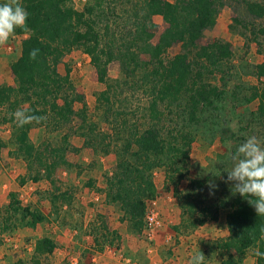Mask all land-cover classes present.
Instances as JSON below:
<instances>
[{"label":"rangeland","instance_id":"rangeland-1","mask_svg":"<svg viewBox=\"0 0 264 264\" xmlns=\"http://www.w3.org/2000/svg\"><path fill=\"white\" fill-rule=\"evenodd\" d=\"M137 1H101L103 13H98L101 21L97 27L104 34L107 24L117 45L131 38L130 17ZM70 2L80 11L95 0ZM234 18L245 24L234 22ZM152 22L156 25L152 43L156 44L168 25L158 15L152 17ZM231 24L236 27L234 32L229 29ZM263 24V20H254L226 5L215 25L205 30L198 41V45L221 41L232 46V57L207 76L223 94L212 106L203 108L194 123L187 121L181 105L159 107L164 115L158 128L166 140L185 132L192 138L188 172L174 185L166 180L165 165L154 170L156 197L146 202L147 212L139 232L132 230L119 206L107 200L104 190L105 178L112 174L128 135L149 123L147 97L140 88L141 73L126 80L119 62L113 61L106 78L100 80L89 56L80 49L63 57L59 73L64 75L65 68H70V79L84 96L87 115L83 125L76 117L69 123L57 124L50 116L44 124L29 130V139L36 148L55 149L46 154L48 162H56L50 180L44 178L36 163H27L18 152L13 126L2 121L6 111L0 109V264H188L199 251L206 258L205 264H218L225 258L228 252L221 243L229 238L226 216L231 209L221 204L230 202L236 194L225 182L227 171L233 167L230 154L251 136L264 141V115L257 109L258 101L251 99L261 80L255 75V66L264 63V36L255 31ZM25 37L14 33L0 44V86H15L10 65L19 56ZM181 52L182 43L174 40L165 47L162 58L167 61ZM189 58L193 59L192 53ZM82 134L94 140L92 145L85 144ZM191 181L196 182L195 187H190ZM175 189L181 196L190 194L196 200L198 209L193 215L189 209L188 213L182 212ZM51 194L60 196L54 206ZM14 201L19 205H13ZM207 206L217 207V219H207L199 225L197 220ZM23 208L41 214L45 220L30 226L29 217H22ZM150 216L154 220L148 226ZM102 221L109 237L98 247L93 240L94 228H99ZM46 235L56 247L51 255L36 262L35 241ZM257 252V247H251L242 255L234 251L232 255L242 264H256Z\"/></svg>","mask_w":264,"mask_h":264},{"label":"trees","instance_id":"trees-1","mask_svg":"<svg viewBox=\"0 0 264 264\" xmlns=\"http://www.w3.org/2000/svg\"><path fill=\"white\" fill-rule=\"evenodd\" d=\"M101 1L95 0L94 4H87L78 11L70 0H20L29 12V19L27 28H17L15 34L26 37L20 43L19 56L10 65L15 86H0V109L5 108L6 111L2 121L13 126L18 152L23 154L27 163H36L38 169L43 170L44 178L50 180L56 162H48L46 154L53 153L55 149L49 151V146L42 150L36 148L29 139V130L33 125L44 124L50 116L57 124L69 123L76 117L83 125L87 115L84 96L77 92L70 79V68H65L64 75L59 73L63 57L73 49H80L89 56L100 80L106 78L108 65L113 61L119 62L126 80L141 73L140 88L147 97L146 116L149 123L146 128L135 129L128 135L112 174L105 178L104 190L107 200L117 204L132 230L139 232L147 212L146 202L156 197L154 170L165 165L166 180L174 185L188 172L186 164L192 138L185 132L176 138L170 135L172 138L166 140L158 128L164 115L159 107L181 105L187 121L194 123L203 108L219 100L223 92L209 83L207 76L232 57V46L221 41L198 45V41L205 30L215 25L224 6L240 9L252 19L264 21V3L258 0H138L130 17L133 21L131 38L117 45L114 33L110 34L107 24L104 34L97 27L101 21L98 13H103L100 12ZM2 2L7 0H0ZM156 15L162 17L168 28L159 42L153 44L156 25L152 17ZM233 21L245 24L237 18ZM235 28L233 24L229 26L233 32ZM255 31L264 36V24ZM174 40L182 43V52L165 61L162 54L169 42ZM33 49L39 50L35 60L29 56ZM191 53L193 59L189 58ZM255 69V75L261 80H258L260 87L254 88L251 99L258 101L257 109L264 115V63L256 65ZM102 99L107 101L108 98L102 96ZM77 106L79 108L76 109ZM17 110L42 119L18 127L12 115ZM90 132H93L91 128ZM82 135L85 144L92 145L94 140L86 134ZM195 186L196 182L191 181L190 187ZM175 194L179 195L182 212L188 213L189 209L193 215L197 211L198 204L190 194L181 196L176 189ZM59 197L51 194L53 206ZM14 204L19 205L15 201ZM221 205L231 210L226 216L229 238L221 243V248L228 255L218 264H242L232 251L242 255L251 247L258 248L256 264H264V216H257L248 199L238 193L231 197L230 202ZM200 216L202 218L197 220L199 225L207 219L215 221L217 207L203 208ZM22 217H29L30 226L45 220L44 216L29 208L22 209ZM94 230V243L102 247L108 240L109 230L103 221ZM55 247L50 237L37 239L33 260L37 262L51 255Z\"/></svg>","mask_w":264,"mask_h":264},{"label":"clouds","instance_id":"clouds-1","mask_svg":"<svg viewBox=\"0 0 264 264\" xmlns=\"http://www.w3.org/2000/svg\"><path fill=\"white\" fill-rule=\"evenodd\" d=\"M29 12L20 0H7L0 3V44L9 40L17 28H27ZM39 50L33 49L30 59L37 58ZM18 127H23L34 117L22 110L12 114ZM233 167L227 171L226 183L232 186L234 193L248 199L257 216H264V141L256 136L247 138L234 153L230 154ZM205 256L199 251L193 254L188 264H205Z\"/></svg>","mask_w":264,"mask_h":264},{"label":"built area","instance_id":"built-area-1","mask_svg":"<svg viewBox=\"0 0 264 264\" xmlns=\"http://www.w3.org/2000/svg\"><path fill=\"white\" fill-rule=\"evenodd\" d=\"M153 220H154V219H153V217H152V216H150V217H148V218H147V221H148V222H147V223H148V226H149V225H152V223H153Z\"/></svg>","mask_w":264,"mask_h":264},{"label":"crops","instance_id":"crops-1","mask_svg":"<svg viewBox=\"0 0 264 264\" xmlns=\"http://www.w3.org/2000/svg\"><path fill=\"white\" fill-rule=\"evenodd\" d=\"M3 187H4V186H2V188H3ZM1 236L4 237V234H2ZM45 237H47V235H46ZM39 238H41V237H38V239H39ZM4 240L6 241L7 239L4 237ZM1 247H3V246H1ZM0 249H1V251H3V250H2L3 248H0ZM1 251H0V252H1ZM5 251L7 252V250H5V248H4V252H5ZM6 252H5V253H6Z\"/></svg>","mask_w":264,"mask_h":264}]
</instances>
